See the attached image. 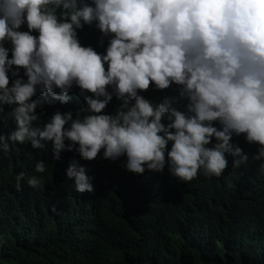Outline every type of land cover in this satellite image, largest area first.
Wrapping results in <instances>:
<instances>
[{
	"label": "clouds",
	"instance_id": "1",
	"mask_svg": "<svg viewBox=\"0 0 264 264\" xmlns=\"http://www.w3.org/2000/svg\"><path fill=\"white\" fill-rule=\"evenodd\" d=\"M85 25L101 32V44L108 39L104 53L81 44ZM150 84L175 85L178 95L147 99ZM74 86L87 107L37 124L43 101L33 97L67 104ZM113 96L121 106L107 114ZM9 121L15 129L0 134L5 155L51 142L55 160L65 150L86 161L102 152L126 157L138 175L167 167L182 183L221 177L232 157L234 168L249 163L263 188L264 0H0V123ZM46 167L41 160L35 171ZM66 175L83 202L96 201L85 165L73 160ZM25 180L43 183L21 172L17 191Z\"/></svg>",
	"mask_w": 264,
	"mask_h": 264
},
{
	"label": "trees",
	"instance_id": "2",
	"mask_svg": "<svg viewBox=\"0 0 264 264\" xmlns=\"http://www.w3.org/2000/svg\"><path fill=\"white\" fill-rule=\"evenodd\" d=\"M80 35L86 39L82 45L105 52L108 39L101 44L95 25H85ZM9 75L11 85L15 78ZM79 91L73 87L67 104L37 93L33 99L42 100L43 107L37 109L42 117L36 123L56 111L75 114L87 107ZM141 94L160 102L178 95L175 85L157 90L151 84ZM185 104L179 100L177 106ZM120 106L113 96L104 112L114 114ZM14 129L11 121L7 127L0 123V134ZM41 160L47 167L38 173ZM73 160L95 178L94 203L83 202L86 194L79 196L67 178ZM228 160L221 177L198 175L182 183L167 167L129 172L126 157L112 161L101 152L86 161L65 150L55 160L51 142L44 149L17 144L10 155L0 153V264H264L263 184L249 163L234 168L233 158ZM21 172L41 177L42 185L34 189L25 180L17 191Z\"/></svg>",
	"mask_w": 264,
	"mask_h": 264
}]
</instances>
